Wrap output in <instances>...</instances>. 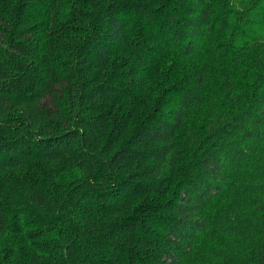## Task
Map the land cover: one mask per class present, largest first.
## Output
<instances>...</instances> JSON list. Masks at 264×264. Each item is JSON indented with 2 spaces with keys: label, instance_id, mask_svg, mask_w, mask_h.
<instances>
[{
  "label": "trees",
  "instance_id": "trees-1",
  "mask_svg": "<svg viewBox=\"0 0 264 264\" xmlns=\"http://www.w3.org/2000/svg\"><path fill=\"white\" fill-rule=\"evenodd\" d=\"M0 264H264V0H0Z\"/></svg>",
  "mask_w": 264,
  "mask_h": 264
},
{
  "label": "rangeland",
  "instance_id": "rangeland-1",
  "mask_svg": "<svg viewBox=\"0 0 264 264\" xmlns=\"http://www.w3.org/2000/svg\"><path fill=\"white\" fill-rule=\"evenodd\" d=\"M118 63L121 65V68H125V69H126V67H128V66L131 65V64L128 62L127 58H126L124 55H121V56L119 57V59H118ZM127 69H130V68L128 67ZM126 73H128L127 70H126ZM131 78H132V79H131ZM130 79H131V81H130ZM129 81H130L132 84L136 85V84H137V78H136V76H134V77H133V76H130ZM148 92H150V91H148Z\"/></svg>",
  "mask_w": 264,
  "mask_h": 264
}]
</instances>
